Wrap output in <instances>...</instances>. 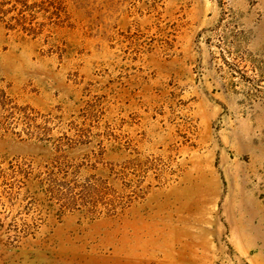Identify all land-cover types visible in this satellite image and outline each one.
<instances>
[{
	"label": "rangeland",
	"instance_id": "obj_1",
	"mask_svg": "<svg viewBox=\"0 0 264 264\" xmlns=\"http://www.w3.org/2000/svg\"><path fill=\"white\" fill-rule=\"evenodd\" d=\"M0 264H264V0H0Z\"/></svg>",
	"mask_w": 264,
	"mask_h": 264
}]
</instances>
